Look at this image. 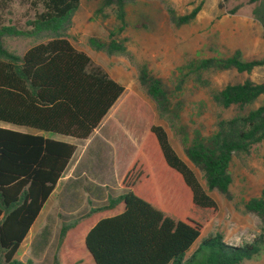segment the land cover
Here are the masks:
<instances>
[{
  "label": "trees",
  "instance_id": "1",
  "mask_svg": "<svg viewBox=\"0 0 264 264\" xmlns=\"http://www.w3.org/2000/svg\"><path fill=\"white\" fill-rule=\"evenodd\" d=\"M134 1L101 0L99 12L110 10L123 26L125 7ZM202 1L185 15L169 10L170 21L176 27L191 23ZM228 1L221 0L220 7ZM80 2L0 0V123L37 132L0 127V264H22L15 260V254L76 151L73 144L43 133L87 139L124 91L68 40ZM248 3L253 5L252 16L264 34V0ZM15 4L29 13L22 25L6 20ZM6 39L35 43L18 55L6 46ZM89 44L108 55L126 50L124 41L115 39H90ZM262 67L264 57L244 60L239 51L226 58L194 59L182 66L178 85L191 79L208 87L206 74L210 72L249 75ZM137 79L154 103L158 118L171 129H179V105L172 106L161 81L144 66ZM210 95L217 107L235 112L219 119L209 136L183 142V154L201 175L204 186L176 153L166 130L152 125L149 134L156 158L147 154L148 144L122 178L123 192L108 196L106 204L91 208L86 215L89 218L119 205L122 208L98 219L85 233L83 247L93 264H244L260 255L264 247V190L259 198L243 205V211L260 222V233L252 241L234 246L216 233L203 238L187 256L218 211L209 193L214 191L231 200L232 160L248 155L264 140V104L254 107L264 99V82L245 79ZM168 173L177 178L182 190L171 184ZM159 191L168 196L166 202L159 201ZM75 225H62L59 242Z\"/></svg>",
  "mask_w": 264,
  "mask_h": 264
},
{
  "label": "rangeland",
  "instance_id": "2",
  "mask_svg": "<svg viewBox=\"0 0 264 264\" xmlns=\"http://www.w3.org/2000/svg\"><path fill=\"white\" fill-rule=\"evenodd\" d=\"M201 0H135L125 7L124 25L110 10L99 12L101 0H81L73 16L68 40L72 46L84 52L93 66L103 69L124 91L97 129L85 140H77L50 133L44 136L73 144L75 155L67 169L73 168V178L59 183L43 207L29 235L20 245L15 260L22 264H93L83 247L87 230L100 218L121 211L115 210L86 217L91 208L106 204L108 196L116 197L123 192L120 183L109 181V168L131 163L143 153L156 158V148L149 134L152 125L162 126L179 157L195 172L200 183L201 175L183 154V142L193 137L204 138L214 132L216 122L233 116L234 110L217 107L211 100V91L228 84L242 83L250 79L264 82V67L251 74L235 71L206 74L208 87H201L191 79L181 86V68L194 59L226 58L239 51L244 60L264 57V34L252 16L253 5L248 0H230L220 7L221 0H203L196 18L187 25L176 27L170 21L169 10L185 15ZM12 16L6 20L22 25L29 13L18 5L12 7ZM90 39L107 42L109 39L124 41L125 53L108 55L95 51ZM28 39H6V46L18 55L34 45ZM146 67L149 74L161 81L170 97L172 106L178 108V128L157 116L154 103L147 97L138 82V71ZM180 90H177V87ZM264 104V99L254 107ZM0 127L37 133L0 123ZM156 153V154H155ZM172 185L182 190L174 175L168 173ZM232 183L231 200L217 192L209 195L217 204L218 211L209 221L187 256L200 241L220 233L224 241L239 246L252 241L260 233V222L252 214L243 211V205L259 198L264 190V140L253 147L246 156L235 157L230 165ZM162 178V177H160ZM159 178V180H160ZM167 181V180H166ZM168 184V182H167ZM159 188L163 189L161 184ZM160 193V191H159ZM168 198L162 191L159 201ZM164 206V205H163ZM76 222L63 241L59 242L62 225ZM90 222V223H89ZM244 264H264V247L258 257Z\"/></svg>",
  "mask_w": 264,
  "mask_h": 264
},
{
  "label": "crops",
  "instance_id": "3",
  "mask_svg": "<svg viewBox=\"0 0 264 264\" xmlns=\"http://www.w3.org/2000/svg\"><path fill=\"white\" fill-rule=\"evenodd\" d=\"M101 123V122H100ZM100 125V124H99ZM98 125V126H99ZM97 129V128H96ZM95 129V130H96ZM94 130V131H95ZM93 131V132H94ZM92 132V133H93ZM89 138V137H88ZM87 138V139H88ZM60 141H62V140H60ZM75 155V154H74ZM74 157V156H73ZM73 157H72V159H73ZM72 159H71V161H72ZM71 161L69 162V164H68V166H67V168H66V170H65V172L63 173V175H62V177H61V179L59 180V182L57 183V185H56V187H58L59 186V183L64 179V181H67V180H69V179H71V178H73L72 176H73V168H75L76 167V164L74 165V167L72 168V170L70 171V172H68L67 173V169H68V167H69V165H70V163H71ZM120 166V165H119ZM119 166H117V165H115L114 164V166H112V167H110L109 168V172H108V177H109V181H116V183H120L121 182V180H122V178L124 177V175H125V173H126V171L128 170V168H129V166H130V161L128 160L127 162H125L121 167H119ZM55 187V188H56ZM55 190V189H54ZM54 192V191H53ZM121 193H119L118 195H120ZM117 195V196H118ZM51 196V195H50ZM50 198V197H49ZM48 201V200H47ZM42 210H43V208H42ZM42 210H41V212L39 213V215H38V217H37V219L39 218V216L41 215V213H42ZM122 210V209H121ZM36 219V220H37ZM35 220V221H36ZM35 223V222H34ZM34 225V224H33ZM33 225H32V227H33ZM32 227H31V229H32ZM31 229H30V231H31ZM30 231H29V233H30ZM29 233H28V235H29ZM27 235V236H28ZM27 236H26V238H27ZM25 238V239H26ZM25 239H24V241H25ZM23 243V242H22Z\"/></svg>",
  "mask_w": 264,
  "mask_h": 264
},
{
  "label": "water",
  "instance_id": "4",
  "mask_svg": "<svg viewBox=\"0 0 264 264\" xmlns=\"http://www.w3.org/2000/svg\"><path fill=\"white\" fill-rule=\"evenodd\" d=\"M88 255H89V253H88ZM90 256V255H89Z\"/></svg>",
  "mask_w": 264,
  "mask_h": 264
}]
</instances>
